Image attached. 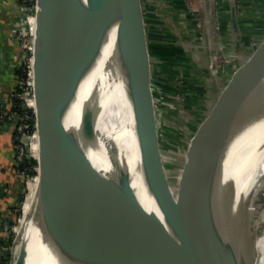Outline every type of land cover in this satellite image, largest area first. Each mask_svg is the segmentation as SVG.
Masks as SVG:
<instances>
[{"label":"water","instance_id":"water-1","mask_svg":"<svg viewBox=\"0 0 264 264\" xmlns=\"http://www.w3.org/2000/svg\"><path fill=\"white\" fill-rule=\"evenodd\" d=\"M37 1L39 35L34 44L38 47L40 96L51 131L85 172L110 216L120 226L129 263L147 264L144 251L156 264H252V189L259 154L264 150V139L260 138L264 126V40L236 69L191 140L188 163L184 165L174 196L164 172L156 135L140 0L131 2L134 18L126 13V9H120V28L128 26L130 18L132 27L129 31L137 34L141 45V50L135 52L136 57L144 63V84L141 86L128 55L131 43L125 39L118 45L119 50L111 49L110 62L119 66L126 80L142 184L148 200L153 203L146 218L132 200L136 191L129 171L103 143L94 124L102 109L82 95L80 65L90 66L99 61L100 56H84L77 47L74 0ZM112 2L90 0L89 36L92 47L101 54L109 46L107 24ZM231 19L234 48L243 49L233 6ZM240 136V141L253 139L242 148L238 144L237 152L231 156L230 148ZM96 162H104L106 169L97 168ZM39 165L43 168L41 163ZM35 207L39 208L48 263L60 262L59 240L69 252L77 251L90 259L89 249L75 236V230L54 238L44 170L39 175ZM61 218L63 225L68 222L69 228L71 218L60 215V221ZM98 231L102 235V231ZM20 233L16 234L14 242L18 243Z\"/></svg>","mask_w":264,"mask_h":264},{"label":"bare ground","instance_id":"bare-ground-1","mask_svg":"<svg viewBox=\"0 0 264 264\" xmlns=\"http://www.w3.org/2000/svg\"><path fill=\"white\" fill-rule=\"evenodd\" d=\"M131 2L132 0H113L107 24L109 46L102 54L94 50L89 36L90 0H74L73 23L76 43L80 53L84 56H100V60H97L96 63L90 66L80 65L82 95L85 100L102 109L100 116L94 120V124L103 139V143L115 154L122 165L124 162L125 166H127L133 187L137 193L139 185L143 180L142 176L140 177L135 173L136 167L140 168L138 156L127 155L126 157L127 145L134 138L131 103L125 89L126 80L121 74L119 66L114 62H110L109 59L111 49L113 47L118 49V45L127 39L131 43L128 48V55L135 67L136 73L138 66L140 69V64L141 69L144 67L142 60L138 64L136 53L140 51L139 38L133 31H129L132 27L130 18L129 25L124 27V29L120 28V12H122L120 9H126V13L134 18ZM35 10L36 13L29 16L27 20L30 23V30L33 29L32 51L34 59L38 63V47L34 44L39 35L38 15L40 7L38 1L36 2ZM37 63L31 78L34 84L35 95L34 99L29 102L35 114L36 126L33 135H31L32 137L29 138L27 143L29 149H32V142L30 141L38 134L37 160L39 164L43 165V168L38 164V172L35 178L38 177L39 182L41 172L44 170L46 173L47 208L54 238L57 239L64 233H70L72 230H75V233L77 232L75 236L80 238L89 249L90 257L89 259L77 251L69 252L59 240L61 245L60 251L62 253L60 254V262L58 260L57 264H130L125 236L120 226L110 216L109 209L85 172L56 140L51 131L45 106L40 96V71ZM137 76L141 86H143V71L142 78L139 77L138 73ZM261 135L263 137L260 138L264 139V126ZM48 136L50 137L48 138ZM241 137L230 148L229 153L231 156H234L237 152L236 146L238 144H241L242 148L243 145H247L253 139L250 138L248 141V138H244V140L240 141ZM30 151L31 155H33L32 150ZM258 159H260V162L256 167L255 182H253L251 215L252 208L256 210L258 206L257 202L259 200L258 198L256 199V192L259 188V182L262 176H264V150L263 154H259ZM228 162L232 161L229 160ZM227 165L228 169L229 166ZM96 167L106 169L104 162H96ZM139 174H142L141 168ZM132 200L138 208L147 203L149 212L153 206V203L148 200L145 191L139 193L138 196L132 197ZM255 204L257 205L254 206ZM263 205L264 203L260 205L262 208L258 211V221L264 218ZM139 210L143 214L141 208ZM261 214L262 218H260ZM60 215L61 217L71 218V226L69 228L68 222L67 225H63L64 220L61 218L60 221ZM143 215L145 216V213ZM98 230L102 231L105 239H103ZM20 239L22 243H19V248H21L18 264H50L46 260V248L41 230L39 208L35 207V201L32 202L31 207L28 209L24 230L22 229ZM253 251L252 264H264V227L260 233L254 234ZM142 254L147 264H156L149 254L144 251H142Z\"/></svg>","mask_w":264,"mask_h":264},{"label":"rangeland","instance_id":"rangeland-1","mask_svg":"<svg viewBox=\"0 0 264 264\" xmlns=\"http://www.w3.org/2000/svg\"><path fill=\"white\" fill-rule=\"evenodd\" d=\"M255 1H256V9L260 13L255 16L257 17L256 22L258 24H255L254 27L253 26L251 27L252 28L251 36L248 41L249 46L247 48L238 50V52L235 51L236 53L232 52L225 54L219 53L220 51H218L217 54L215 53L216 51L210 47L209 53L204 54V48H203L204 30L205 28H207L208 30V27H206L207 26L206 21L209 20L208 16L211 17L212 15H215L214 14L215 12L214 8L216 7L215 0H186V3L188 5V10L190 13L193 14V18L195 22H197V27L193 30L195 35L181 36L182 37V41H181L182 43L180 42L181 47L179 48L175 47V50L176 48L180 50L181 58L182 56L185 57L187 55L189 58L192 59L191 61L192 63L190 64L191 66L189 67V70H186V72L189 74L186 76L189 79L184 80L183 79L184 77L182 75L179 76V71L180 68L182 69L185 66L184 67L177 66L175 68V64L179 63L177 61L178 59L174 60L172 58L166 64L164 61H162V59H158L159 56L162 57V55H159L161 52L158 53L157 49L168 50L172 48V45L168 46L165 43H162V41H160L158 42V44H155L157 46L154 45L153 47L151 46V48H155V49H149L151 42L149 41L147 34V30L149 29L146 26L147 25L146 23L148 22H145L146 16L143 10L144 0H140L141 14L144 20V30H145L144 36L148 48L149 62L152 65L150 67V69H152L150 72V84L153 94V105H154L155 122L157 129L156 135H158L164 172L169 181L172 194L174 196L177 193L178 181L180 180V177L183 174L185 168L184 165L185 163H188L187 154L191 140L197 134L198 130H200V128L202 127L201 125L203 124V121L207 118L213 103L216 101L219 93L223 90V88L227 84L230 76L234 74L236 69L246 61L249 55L252 54L256 50V47L264 40V0H255ZM240 5L242 6V4H239V6ZM250 19L251 18H249V20ZM250 22L252 23V21ZM261 28H263V30ZM32 32L33 29L30 30L31 37L28 36L29 45L31 43V39H33ZM219 43L220 46H223L225 44L223 39H220ZM219 43L217 45V48L220 47ZM32 49H33V45L31 47V54H30L31 58L29 60V73H28V77H29L28 81H29V85L32 88V96L30 99L28 98L29 107L27 108L31 110V113L34 116V125H33V131H34L36 126V118L33 112L32 105H30L29 102H31L34 99V95H35L34 84L32 83L31 78L32 75L34 74V70L36 67L35 65L37 62L34 59ZM140 50H141V45H140ZM153 50L155 51V53H153ZM203 54L205 56H203ZM172 55L174 56L173 53L169 54V56ZM140 61L141 59H138V64ZM169 63H173L174 65L169 66L168 65ZM214 63H216L215 65H217V67H215L216 68L215 71L214 69L209 70L208 69L209 64H214ZM157 64L158 66L160 65L159 68L163 64L162 65L163 67L161 68V72L162 75L166 76L165 78L158 77L157 80L155 79L156 75L154 74L153 70L157 69L156 68ZM228 66H231L229 70H227ZM143 70L144 67H142L141 69V64H140V69L139 66L137 69V73L139 74L140 78H142ZM26 150L28 156L37 161V167H38V160H37L38 153L32 156L30 154L31 152L30 150L33 149L26 148ZM136 151H137V147L135 145V141L133 138V141L129 145H127L126 157L127 155H131V156L137 155ZM123 166L128 170L124 162H123ZM139 170L140 168L136 167L135 173L138 176L143 177V174H139ZM28 176L29 178L27 179V181L25 180V184H24L25 185L24 194L22 196V199L20 200V204H19L20 206L17 209L18 215L11 222H9L10 226L13 225L14 222H16L13 225L14 230H13L11 245L9 246V248H5L4 250H2V253L4 252L9 253L8 264H18L19 251L21 248V247L19 248V243L20 242L22 243V240L20 239L21 236L18 240V243L14 242V239H16L17 233L21 232L20 234H22V229L24 230V224L27 218L28 209L29 207H31L32 202L35 201L37 196L38 177L35 178L37 174L35 172L34 175L31 176L29 174ZM33 180L35 181L33 182ZM143 191L144 188L141 181L139 185V190L135 196H138V194L142 193ZM257 198L259 200L257 202L258 206L256 210L252 208V216L250 220L253 235L260 233V231L264 227V218H262V214L260 216V218L262 219L258 221L259 218L258 211L262 208L260 205L264 203V176H262L259 182V188L257 189L256 192V199ZM257 204H255L254 206H256ZM143 205L144 206H140L139 208H141L143 214L145 213V217L148 218L149 206L147 203H144Z\"/></svg>","mask_w":264,"mask_h":264},{"label":"crops","instance_id":"crops-1","mask_svg":"<svg viewBox=\"0 0 264 264\" xmlns=\"http://www.w3.org/2000/svg\"><path fill=\"white\" fill-rule=\"evenodd\" d=\"M215 4V15L211 17L208 16L209 20L206 21L208 30L204 27V54L209 53L210 47L214 49L217 54L218 51H220L219 53L225 54L241 50H236L233 45L234 34L232 30L231 6L235 9L237 28L240 32L242 43L244 48H247L249 46L248 41L252 31L251 27L258 24L256 22L257 17L255 16L260 12L256 9V1L215 0ZM239 4H242V6H239ZM143 10L146 16L145 22H148L146 26L151 35L149 41L152 46L162 41V43L168 46L172 45V47L179 48L181 47V36L195 35L193 30L197 27V22H195L193 14L189 12L186 0H144ZM18 12L19 8L15 0H0V111L3 113L10 112L12 95L15 93L17 86L18 66L22 59L21 49L13 45L9 40L15 22V16ZM249 18L251 19L249 20ZM250 21H252V23ZM261 29L263 30V28ZM220 39H223L225 42L223 46H220ZM218 43L220 46L219 48H217ZM204 54L203 56H205ZM158 59H162V61L165 60L164 57L160 56ZM177 61L179 62L178 64L174 62L175 68L177 66H185L182 69L180 68L179 76L182 75L184 80H188L189 78L186 75L189 74L186 70H189L192 59L186 55L185 57L182 56V58H178ZM215 64L216 63L212 64L211 67V64H209L208 69H214L215 71V67H217ZM162 65L159 68L160 65L158 66L157 64V69L153 70L156 75V80L158 77H166L162 75ZM173 65L170 64V66ZM151 66L150 64V67ZM227 68V70H229L231 66ZM151 70L152 69H150V72ZM231 77L232 75L230 78ZM215 103L216 101L213 103L211 109L214 107ZM14 134L11 123L0 122V243L3 242L4 246L6 237L1 229L2 223L4 221L11 222L17 217V209L25 188L24 170L20 169V163H18L15 158ZM37 136L38 134L31 140V148L33 149L32 156L38 153ZM2 250L4 249L0 248V261L4 254Z\"/></svg>","mask_w":264,"mask_h":264},{"label":"built area","instance_id":"built-area-1","mask_svg":"<svg viewBox=\"0 0 264 264\" xmlns=\"http://www.w3.org/2000/svg\"><path fill=\"white\" fill-rule=\"evenodd\" d=\"M19 12L15 16V22L11 34L9 36L10 42L18 46L21 49L22 59L19 62V70L21 69L22 75L18 77L16 91L12 97H16L23 102V107L27 108L28 98L32 96V88L29 85L28 73H29V60L31 58V47L32 39L29 45L28 36L30 35V23L27 20L29 16H32L36 13L35 6L37 0H15ZM28 109V108H27ZM0 122H9L12 124L14 130V149H15V158L18 163H22L24 158L28 156L26 148L28 147V140L33 134L30 133V116L27 112L18 114L15 112L3 113L0 111ZM25 180L29 178L26 171H24ZM22 205V204H21ZM16 222H14L15 224ZM13 224V225H14ZM9 225V222H3L1 229L7 238L10 234H13L14 226ZM0 248L5 249L6 247L0 243Z\"/></svg>","mask_w":264,"mask_h":264},{"label":"trees","instance_id":"trees-1","mask_svg":"<svg viewBox=\"0 0 264 264\" xmlns=\"http://www.w3.org/2000/svg\"><path fill=\"white\" fill-rule=\"evenodd\" d=\"M147 34H148V39L151 38V35H150L149 30H147ZM151 46L152 45L150 44L149 49H155V48H151ZM154 46H157V45H154ZM160 47H163V46H160ZM157 51H158V53L161 52L160 54L162 55V57L165 58V60H164L165 63L169 62L170 59H172V58L174 60H176L178 58H181L180 50L178 48H176V50H175V47H172L171 49H168V50H159V49H157ZM153 53H155L154 50H153ZM168 53L169 54L173 53L174 56L173 55L172 56H169ZM176 55H178V56H176ZM170 64L173 65L172 63H169L168 65L170 66ZM21 75H22V71L20 69L19 72H18V77H20ZM11 101L12 102H11L10 112H15V113H18V114H22L23 112H27L28 115L30 116V133L33 132L34 116L31 113V110L23 107V102L20 99L16 98V97H13ZM30 154H31V152H30ZM20 169L26 171V173L28 175L30 174L31 176L34 175L35 172L37 174V172H38V169H37V161L35 159L31 158V157H27L26 156L24 158L23 162L20 164ZM23 194H22V196H23ZM12 237H13V234L12 235L10 234L6 238V242H5V247L6 248H9V246L11 245ZM2 244H3V242H2ZM8 256H9V253L8 252H4L3 257H2V259L0 261V264H8V262H9V257Z\"/></svg>","mask_w":264,"mask_h":264}]
</instances>
